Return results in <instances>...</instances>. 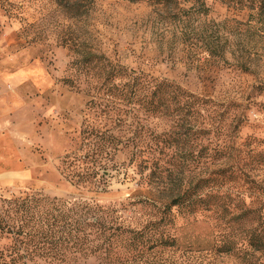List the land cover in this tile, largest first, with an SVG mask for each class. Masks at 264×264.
<instances>
[{"label": "rangeland", "instance_id": "rangeland-1", "mask_svg": "<svg viewBox=\"0 0 264 264\" xmlns=\"http://www.w3.org/2000/svg\"><path fill=\"white\" fill-rule=\"evenodd\" d=\"M205 7L125 0H77L65 7L54 0H0V196L94 200L101 208L116 207L132 225L136 221L129 217L138 212L129 201L163 196L140 186L128 166V150L116 152L109 157L113 164L99 169L101 175L92 179L96 190L67 177L66 154L84 156L98 151L102 137L125 142L135 132L147 135L148 127L161 125L142 110L135 116L127 99L118 100L99 78L82 71L80 63L87 59L97 63L95 68L116 64L167 79L204 98L213 118H224L226 135H235L243 109L236 147L247 151L254 145V153L264 155V17L221 0H205ZM211 137L214 144L221 136ZM254 160L240 164L264 189V163ZM229 183L235 203L264 204V192L251 188L239 171Z\"/></svg>", "mask_w": 264, "mask_h": 264}, {"label": "trees", "instance_id": "trees-1", "mask_svg": "<svg viewBox=\"0 0 264 264\" xmlns=\"http://www.w3.org/2000/svg\"><path fill=\"white\" fill-rule=\"evenodd\" d=\"M74 1L54 0L65 7ZM125 1L191 2L206 8L205 0ZM221 1L264 17V0ZM86 61L80 63L82 71L92 79L99 78L100 85L118 100L127 99L135 116L142 110L161 125L148 127L147 135L135 132L125 142L102 137L98 151L84 156L66 154L62 164L67 177L92 190V179L113 164L109 157L128 150V166L134 167L140 186L145 183L163 196L128 202L133 213L138 212L129 217L135 225L126 223L116 207L101 208L94 200L39 193L0 196V264H264V204L254 206L242 199L237 204L228 187L239 171L251 188L264 192L240 164L247 159L255 162L254 157L264 163L263 153H254V145L247 151L236 147L245 111L242 109L244 113L234 123L235 135H226L224 118H213L204 98L167 79L116 64L101 63L95 68L97 63ZM93 70L96 72L91 73ZM246 93L245 110L250 104V88ZM218 115L225 117L224 113ZM207 120L213 129L203 125ZM212 134L221 136L214 144ZM189 144L195 149H189ZM228 158L232 160L229 165ZM212 165L217 168L210 171ZM125 171L127 174L128 167Z\"/></svg>", "mask_w": 264, "mask_h": 264}]
</instances>
